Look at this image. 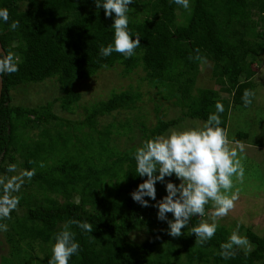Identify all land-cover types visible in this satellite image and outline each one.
Here are the masks:
<instances>
[{
    "label": "trees",
    "instance_id": "16d2710c",
    "mask_svg": "<svg viewBox=\"0 0 264 264\" xmlns=\"http://www.w3.org/2000/svg\"><path fill=\"white\" fill-rule=\"evenodd\" d=\"M190 5L187 10L172 0H134L129 5V28L133 34H140L141 45L134 56L125 58L115 52L108 57L100 55V47L113 41V18L106 17L102 7L97 9L94 0H0V8L9 12L7 23L0 20L3 51L14 53L21 61L18 72L1 76L0 174L7 173V166L18 154L23 167L36 169L18 193L22 212L14 210L10 220L0 221L10 229L12 258L8 264H30L26 261L30 255L18 253L22 240L32 250L36 242L45 251L42 260L48 263L55 234L73 219L90 222L94 229L86 233L72 226L80 250L69 264L264 262V234L259 236L250 228L242 235L254 243L251 252L245 255L241 249L227 260L219 255L220 244L228 240L224 226L219 225L214 237L203 246L195 244V234H188L198 225L199 216L192 217L188 227L182 229L184 235L170 236L167 222L157 218L154 205L167 194V181L177 184L174 174L166 176L164 183L156 182V200L144 197L150 206L143 207L131 197L147 178L136 174L132 156L143 141L165 135L184 118L206 121L216 111L217 102L224 106L221 126L226 129L229 100L219 98L217 90L211 88L191 93L203 60L212 63L216 84L230 88L235 106H245L242 94L254 86L249 60L264 52V0H190ZM14 20L19 21V27L13 31L10 25ZM116 65L124 73L143 70V80L179 107L180 115L168 120L157 118L152 126L132 118L99 128L97 121L102 116L134 107L139 93L131 90L112 92L106 101L87 107L80 120L52 114L48 111L50 103L37 108L10 103L13 87L55 77L65 91L61 106L69 109L80 97L68 89L74 80ZM51 120L65 130L47 134L42 141L33 137L28 144L16 141L19 132H27L29 123L39 127ZM135 129L141 141L120 149L117 137ZM246 139L244 131L232 138L235 142ZM41 163L44 167L39 166ZM167 217L174 219L171 213ZM133 231L147 236L136 243L130 237Z\"/></svg>",
    "mask_w": 264,
    "mask_h": 264
},
{
    "label": "clouds",
    "instance_id": "9594fccd",
    "mask_svg": "<svg viewBox=\"0 0 264 264\" xmlns=\"http://www.w3.org/2000/svg\"><path fill=\"white\" fill-rule=\"evenodd\" d=\"M133 2L134 0H94L97 9L102 7L104 15L113 18V41L100 47L102 57L115 52L130 58L140 47V34H133L129 28V5ZM172 2L187 10L191 8L190 0ZM0 20L5 23L9 21L6 8H0ZM18 27L19 21H12L10 29L14 31ZM20 62L14 53L0 52V76L18 72ZM254 96V91L245 89L242 94L243 104L250 105ZM215 109L201 126L172 130L167 135L147 139L132 153L136 162V174L147 177L131 193L132 199L141 206H150L144 197L156 200V182L164 183L165 177L173 174L180 181L178 185L167 181V194L154 205L158 209L157 218L167 222L170 236L175 238L184 235L182 229L188 227L192 217H204L206 206L212 205L213 210L209 214L211 222L201 220L188 232L195 234L197 246H203L211 240L219 227L218 219L227 216L234 209L241 191L236 183L242 184L245 176L244 145L230 141L228 131L221 126L223 104L217 102ZM39 166L44 167L43 163ZM6 171L8 174H0V221L11 219V213L20 202L18 193L25 180H31L35 175L36 169L18 172L17 165L10 163ZM167 213H171L174 219H168ZM73 225L86 233H91L94 229L93 224L87 221H67L55 234L48 264H69L70 259L78 254L80 244L75 239ZM239 227L237 224L228 240L220 244L219 255L225 260L234 258L238 250L242 249L245 255L252 250L247 236L239 233ZM7 230L8 225L0 223V231Z\"/></svg>",
    "mask_w": 264,
    "mask_h": 264
},
{
    "label": "rangeland",
    "instance_id": "374dc122",
    "mask_svg": "<svg viewBox=\"0 0 264 264\" xmlns=\"http://www.w3.org/2000/svg\"><path fill=\"white\" fill-rule=\"evenodd\" d=\"M249 61L253 71L251 81L254 86L252 91L255 93L250 105L235 106L231 102L232 91L227 86L216 84L211 75L212 63L209 60H203L200 63L191 90V93L196 94L198 88H211L217 90L219 98L229 100L228 107L230 108L226 130L230 141L236 143L232 138L239 131L247 133L246 142H238L244 145L243 156L245 157L243 161L245 166L244 181L242 184L236 183V187L241 189L239 199L235 202L234 209L227 216L218 219V224L228 230L227 238L236 229L237 224L240 225L239 233L241 235L244 234L246 228H250L259 236L264 234V52H259L254 60ZM143 77L144 72L140 68L130 73H124L122 68L116 65L111 68L100 69L88 78L74 80L68 89L78 92L80 97L69 109L61 106L60 98L65 94L64 88L58 84L55 77H51L41 82H26L13 87L10 91V103L12 106L19 105L32 108L50 103L51 106L48 111L52 114L66 120H80L86 115L87 107L102 100L106 101L112 92L131 90L139 93L138 99L134 102V107L116 109L102 116L97 121L99 128L110 126V124L116 126L132 118H138L137 120L144 122L146 126H152L156 123L157 118L168 120L178 117L181 112L180 108L174 106L171 101L163 99L156 86L150 85L146 79L143 80ZM54 121L51 120L39 127L29 123L27 132H19L16 141L28 144L31 141L29 137L42 141L47 138V134L55 135L57 132L65 130L63 125H58ZM203 122L200 119L184 118L179 124L170 128L165 135L172 130L199 127ZM139 134L137 129L132 130L126 136L117 137L116 143L120 149L137 144L141 141ZM21 162L22 158L19 154L16 155L13 163L17 165L18 172L27 170L21 165ZM179 183L180 181L177 179V185ZM19 208L23 209V206H18L16 209L20 214L22 211ZM212 210V205L209 204L206 207V215L201 217V220L211 222L209 214ZM8 231H10L9 228L6 232L0 231V264H8L7 260L12 258V244L8 240ZM146 236L147 233L142 231L130 233L131 239L136 243H140ZM250 244L251 249H253L254 243L250 241ZM18 246L20 256L25 253L27 256L30 255L26 260L30 264H48L42 260L45 251L36 242H33V250L27 247L26 241L23 240L19 242ZM193 264L201 263L195 262ZM256 264H264V262L258 261Z\"/></svg>",
    "mask_w": 264,
    "mask_h": 264
},
{
    "label": "water",
    "instance_id": "95a60500",
    "mask_svg": "<svg viewBox=\"0 0 264 264\" xmlns=\"http://www.w3.org/2000/svg\"><path fill=\"white\" fill-rule=\"evenodd\" d=\"M0 52H4L3 48H2V45H1V42H0ZM1 90H2V78L0 76V96H1Z\"/></svg>",
    "mask_w": 264,
    "mask_h": 264
}]
</instances>
